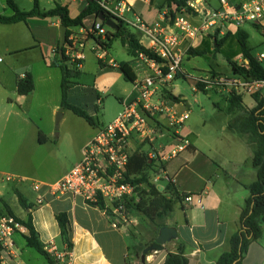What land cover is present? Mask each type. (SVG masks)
<instances>
[{"label": "crops", "instance_id": "crops-1", "mask_svg": "<svg viewBox=\"0 0 264 264\" xmlns=\"http://www.w3.org/2000/svg\"><path fill=\"white\" fill-rule=\"evenodd\" d=\"M30 1H32L33 7V0ZM37 1L39 4V0ZM15 2L16 0H14ZM127 3L131 8V12L127 15L131 14L139 17L150 27L156 26L165 31L170 30V23L164 15L166 9L163 0H127ZM57 4L66 7L69 17L73 19L87 6V0H59L51 5L48 4L49 8L47 9H42L40 5L39 8L41 11H48ZM0 7L3 11L5 10L4 0H0ZM124 19L131 21L126 15ZM96 21L97 19L92 17L87 18L83 21L82 26L72 27L69 32L78 33L81 28L87 29ZM22 23L27 25L28 32V36L22 38L25 40V45L12 44L4 47V52L10 56H20L31 51H37L46 66L59 69L53 64V52L59 43V28L61 26L59 20L57 18H33L28 19L26 22L5 26L16 27ZM128 30L136 37L141 46L147 48L148 40L140 32L130 26ZM208 36L212 35L207 34L194 40H182L176 47L177 54L182 59V57L188 56L187 50L189 48L204 50L203 41ZM85 49L82 64L79 67L81 76L85 60ZM108 49L96 48L93 51L98 55V65L100 68L118 69V64L107 54ZM190 57L193 59L199 58V56ZM49 59H52L51 63ZM128 63L136 74V78L152 74L146 64H140L138 58H131V62ZM66 65L70 68L71 62L67 61ZM261 65L263 66V62ZM25 74L28 73L24 72L16 75L9 89H4L6 98H9L7 102L12 109L13 118L11 126H8L9 120L7 119L6 123H8L0 126V143L3 139H16V142H14L16 154L13 159V169L18 177L16 181H13L11 176L0 174L2 175L0 176V210L5 204L15 217L23 221H26L30 215L32 226L41 244L45 245L52 242L56 246L57 240H60L61 249L57 248L59 253L64 251L67 246L60 235L56 216L65 214L69 229L67 241L71 245L70 250L72 253V258H69V261L67 259L69 264H163L168 253L178 251L184 252L188 260L187 264H216L217 259L229 250V239L239 229L240 212L249 197L246 186L256 179V173L251 166L252 150L247 143V136L236 135L227 129V124L231 119L230 115H228L230 119L223 125L219 136L207 137L209 139L208 144L202 142L198 134L185 129L183 123L177 137L180 140L187 141L186 148L175 157L162 162L161 167L154 161L151 169L147 171L149 177V174L152 175L151 173L155 171L160 174L161 170L163 178L161 177L159 183L162 181L164 185H155L159 191L164 189L167 182H171L176 192L197 196L200 199V204L189 205L184 202L176 204L173 211L163 217L158 225H161L160 228H174L177 237L166 243L162 251H153L142 258L143 250L155 240L160 229L142 214L129 213L131 219L129 224H117L116 227H113L111 215L109 216L104 210L86 204L82 198L71 194L61 196L49 194L48 187L60 181L82 159L83 148L104 125H100L97 120V128L89 126L83 119L71 112L61 110L59 102V106H55L54 110L59 108L62 111L60 122L68 117L66 116L69 115L68 113L76 117L74 126L77 131L75 134L71 135V132L65 126L56 135H54L55 129L50 125L43 128L38 127L26 118L22 109L19 108L20 104L22 105L29 97H32L31 95L37 88L36 81L32 78L34 90L31 94L19 96L16 93V79L24 77ZM81 76L77 80H71L74 84L68 90L67 101L69 104L84 110L89 116L96 117L93 116V112L88 111L86 105L84 106L81 103L82 98L87 96L84 93L87 88L82 87L83 89H81L80 87ZM187 78L190 79L189 76ZM50 81L51 77L48 73L40 76V82L45 83V85H48ZM171 82L159 86L158 96L162 97V91L165 90L174 97H179L169 89ZM131 84L132 92L125 100L120 101L122 107L123 104L134 100L138 96L135 84ZM95 99L94 111L96 113L100 105V99L97 95ZM254 106L255 103L253 106H245V108L251 109ZM182 107H184L182 101L179 103L171 102V110L186 119L187 112ZM158 120L162 123L161 127L164 128L165 121L161 118H158ZM8 127H10V132H7L9 131ZM175 139L172 133L162 130L161 135L151 143L134 142L132 144V154L139 151L146 154L160 151L167 152L174 149L178 144ZM219 139H225V145ZM155 143L157 144L156 147L154 146ZM219 143L222 144L221 149L225 147L224 150L227 151L226 159L222 163H217L211 157L212 154L218 153ZM30 156H36L35 164L29 162L28 157ZM164 177L166 178L164 179ZM6 178H9V180H6ZM10 182L14 184L8 191L3 184ZM140 188H145V185H140ZM15 191H18L24 197L30 209L24 210L20 206ZM38 198L42 199L41 205L36 204ZM134 198L137 197L134 196ZM14 242L18 250V258L17 260L8 261L7 264H29L22 259L24 252L28 253L27 250L23 251L22 246L18 247L15 239ZM23 246L30 249L26 246L25 241ZM242 264H264V225L261 237L248 246Z\"/></svg>", "mask_w": 264, "mask_h": 264}, {"label": "built area", "instance_id": "built-area-1", "mask_svg": "<svg viewBox=\"0 0 264 264\" xmlns=\"http://www.w3.org/2000/svg\"><path fill=\"white\" fill-rule=\"evenodd\" d=\"M216 2V8L211 7L208 0H187L186 4L177 10L173 7L175 17L170 24V30L165 31L156 26L146 25L137 16H134V21L125 20V15L131 12L127 0L98 1L100 9L110 15L111 19L121 20L140 32L148 40L146 49L161 62L148 59L143 54L138 55L140 64H146L152 74L141 76L134 81L138 91L137 98L123 104L118 116L96 132L83 148L82 159L60 181L48 187L49 194L52 196L71 194L82 198L88 205L100 199L111 210L113 227L131 222L125 204L134 199L136 192L135 187L126 182L125 174L128 159L132 155V144L151 143L161 135L162 130L171 132L178 142L174 149L147 154L149 163L152 160L156 161L159 167L162 162L175 157L187 146L186 140L177 137L184 123V116L175 114L171 110V101L157 94L160 85L173 81L175 75L182 71V59L176 51L179 42L185 39L194 40L211 29L214 33L219 30V35L222 36L244 25H255L260 28L262 34L264 33V0H248L240 3H234V0H216ZM108 29L97 20L87 29L81 28L78 33L70 32L64 45L68 60L71 63L82 61L88 41H94L95 46L92 51L101 48L96 40L105 39ZM255 59L258 63L264 62V54H259ZM242 60L241 66H245L247 61ZM77 66L80 67L79 63ZM163 68L168 71L163 73ZM196 80L205 91L223 89L228 94L264 96V80L244 79L234 75L214 76L210 72L199 76ZM158 118L165 121L163 124L165 129L161 127L162 123ZM158 180L161 178L154 179V183ZM184 203L199 205L200 199L187 194ZM36 204L41 205L42 199L38 198ZM27 233V229L14 217H0V264L17 260L18 250L14 236ZM43 250L56 264H69V258H72L71 250L66 248L59 253L52 242L43 245Z\"/></svg>", "mask_w": 264, "mask_h": 264}, {"label": "trees", "instance_id": "trees-1", "mask_svg": "<svg viewBox=\"0 0 264 264\" xmlns=\"http://www.w3.org/2000/svg\"><path fill=\"white\" fill-rule=\"evenodd\" d=\"M4 1L6 7L12 12V14L10 16L0 15V24H16L26 22L28 19L33 18H57L60 25L67 29L65 44L67 43V38L70 34L69 29L82 26L85 19L91 17L97 19L100 13H103L106 18H112L100 9L98 5L99 0H87V6L73 19L69 17L67 8L58 4L51 10L41 11L38 1L33 0L32 9L25 12L20 11L17 8L14 0ZM163 2L166 9L164 15L171 24L175 17L174 11L171 8L175 7L177 10V8L184 6L187 0H163ZM116 21L118 25L117 31H111L108 29L104 41H100V39L96 40L101 48L108 49L111 41L119 39L122 45L126 47L127 53L132 59H136L139 54H143L148 59L161 62V60L156 58L150 50L139 44L136 37L129 32V26L126 23L121 20ZM101 24L104 25L102 22ZM251 26L261 33L259 27L255 25ZM231 36L235 37L239 46V55L242 59L247 61L245 66H239L236 62L228 59L227 64L230 68L231 75L240 76L244 79L264 80V67L261 63H258L255 57L251 54V49L248 44L249 36L242 28L236 30L233 35L226 32L222 36L219 35V30H216L212 35L213 45L215 46L214 51L221 48L225 41ZM53 54V64H55L61 72L60 109L71 112L73 115L83 119L89 126L97 128V119L95 117L89 116L84 110L69 104L67 101L68 90L74 84L71 80H77L81 76V72L77 65L79 63L81 66L82 61L71 63V67L69 68L66 65V62L69 60L65 55V46L62 48L61 57L58 53V46L55 48ZM187 54L192 57H201L205 54V51L189 48ZM118 70L126 82L134 83L136 80V74L130 67L129 63H119ZM162 71L163 73H166L168 70L163 68ZM210 74L214 76L222 75L213 70L210 71ZM187 76L188 75L182 70L175 75V78H186ZM15 87L16 93L19 96H27L31 94L34 90L32 77L29 74H25L23 78H17ZM196 87L198 91L203 93L206 92L201 84H197ZM162 97L172 103L181 102L179 97H174L170 92L165 90L162 91ZM242 98L243 96L241 95H228L225 112L227 115L231 116V119L227 124V129L236 135L247 136V143L252 150L251 166L256 173V179L250 185L246 186V189L249 192V197L246 199L244 207L240 212L239 229L229 239V250L217 259L216 264H242L243 256L248 246L261 237L262 227L264 225V97L257 94L252 95L251 98L253 99L255 106L251 109L245 108ZM149 161L150 159H148L147 154L144 152H135L129 157L125 178L126 182L135 187L137 198L126 202L125 208L128 213L142 214L155 224V220H162L163 217L171 213L176 204H182L187 194H179L176 192L171 182H167L164 189L159 191L157 186L149 182L147 171L151 169L154 162L152 160V162L149 163ZM140 185H145V188L141 189ZM15 195L20 206L24 210L30 209L26 200L18 191H15ZM91 206L104 210L110 216L111 210L102 200L98 199L97 202L91 204ZM1 216L14 217L16 221L27 229L28 233L26 235H21L26 246L43 257L48 264H56L51 256L43 250V245L38 240L37 233L32 226L30 215L26 221L20 220L15 217L9 207L4 204L0 210V217ZM56 220L60 229V235L66 243L67 248L70 250L71 245L67 241V235L69 232L67 216L65 214H59L56 216ZM157 227L160 228L161 225L157 224ZM187 263L188 260L183 251L168 253L163 262V264Z\"/></svg>", "mask_w": 264, "mask_h": 264}, {"label": "rangeland", "instance_id": "rangeland-1", "mask_svg": "<svg viewBox=\"0 0 264 264\" xmlns=\"http://www.w3.org/2000/svg\"><path fill=\"white\" fill-rule=\"evenodd\" d=\"M58 1L59 0H39V5L42 9H47L49 8L48 4L51 5L53 2ZM208 1L211 7H217L216 0ZM245 1L248 0H234V3ZM15 3L17 7L23 11H27L32 8V1L30 0H16ZM0 12L1 15H11V11L6 7L4 11L0 7ZM126 17H128L129 20L134 21V16L131 14L126 15ZM242 28L249 35L248 44L251 49V54L253 56L264 54L263 34L251 25H244ZM235 32L229 33L233 35ZM207 34L213 35L214 30L211 29L203 36H206ZM27 36V25L23 23L16 27L0 25V126L8 123H6V119L9 120L8 126H11L13 118L11 113L12 109L9 107L7 102L9 98H6L4 89H9L16 75L26 72L34 78L37 88L33 95H31L32 97H29L25 103L19 105V108L22 109L25 117L35 123L38 127L43 128L46 125H50V127L52 126L53 129H55L54 135L58 134L63 126L71 132V135H74L77 131L74 126L76 117L71 113H68L69 115H66L68 117L63 122H60L62 111H60L59 108L54 110V107L59 106L60 102V70L46 66L40 56V53L37 51H31L20 56H10L4 52V47L12 44L24 46L25 40L22 38ZM94 45L95 44L90 41L87 43L85 49V60L83 69L81 70L83 73L80 79V87L81 89H83L82 87L87 88L84 90V93H86L87 96L82 98L81 103L88 107L89 112H93V116H96L95 118L98 120L100 125L105 126L112 122L122 111L120 101L125 100L130 95L132 92V84L123 79V76L118 69L99 67L97 61L98 55L97 53L91 51V48H93ZM203 47L205 54L199 58L193 59L189 55H186L187 57H182L181 68H183V72H185L190 79L187 77H177L173 79L169 89L175 95L180 97L184 106L182 108L185 112H187L184 128L198 134L202 139V142H206L208 144L209 139L207 137L219 136L223 125L230 119V116H228L225 112V108L227 106L226 100L229 94L223 89L206 91L205 93L208 94L200 92L196 87V79L199 76H204V74H207L212 70L222 74L221 76L223 77H230L231 71L227 64V60H232L239 66L243 64V60L239 55V46L233 36L225 41V43L217 51H214L215 46L213 45L212 36L205 37ZM107 54L117 64L121 62H131V57L127 54L126 47L122 45L119 39L111 41ZM49 61L51 63L52 59H49ZM45 73H48L51 77V81L48 82V85L40 82V76H43ZM96 95L100 99V105L95 113L94 107L96 103ZM241 96H243L242 100L245 106L251 107L254 105V101L250 96ZM8 128L9 131L7 132H10V127ZM16 136L18 135L16 134ZM15 140L16 139L14 138L8 140L3 139L0 143V174H3L4 176H11L13 181H16L18 177L13 169V159L16 154L14 146V142H16ZM220 141H222V144L224 143L225 145V139ZM222 144H218L220 147L218 153L211 155V157H213L212 159L217 163H222V161L226 159L227 151L224 150L225 147L221 149ZM156 145L157 144L155 143L154 146L156 147ZM28 159L29 162L35 164L36 156H30ZM153 173H151L152 175L149 174V182L151 184L153 183V185H164V182L161 181L159 183V180L154 183V179H157V177L161 178L162 176L161 173L158 174V171ZM13 184V182H10L3 185H5L6 189L10 191V187ZM155 221V224L157 225L161 220ZM14 239L16 240L18 247L22 246L23 251L27 250L28 253L24 252L22 257L26 263L47 264L44 258L38 255L34 250L27 249L23 246L24 239L21 235L16 234ZM56 243V248L60 250V240H57Z\"/></svg>", "mask_w": 264, "mask_h": 264}, {"label": "water", "instance_id": "water-1", "mask_svg": "<svg viewBox=\"0 0 264 264\" xmlns=\"http://www.w3.org/2000/svg\"><path fill=\"white\" fill-rule=\"evenodd\" d=\"M97 20L102 22L107 28H109L112 31L118 30L117 22L111 18H106L103 13H100L98 15ZM65 40H66V28L60 26L59 43H58V53L60 57L62 54V48L65 45ZM176 237H177V232L174 228H169V227L160 228L155 240L143 250L142 258H144L146 255H148L153 251H162L163 246L166 243H169L171 240L175 239Z\"/></svg>", "mask_w": 264, "mask_h": 264}]
</instances>
